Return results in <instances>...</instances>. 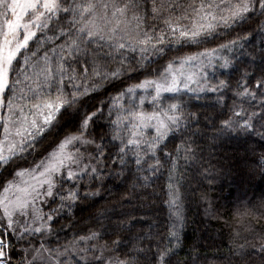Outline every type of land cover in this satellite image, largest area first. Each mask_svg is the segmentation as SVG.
Returning a JSON list of instances; mask_svg holds the SVG:
<instances>
[{"label": "snow or ice", "instance_id": "obj_1", "mask_svg": "<svg viewBox=\"0 0 264 264\" xmlns=\"http://www.w3.org/2000/svg\"><path fill=\"white\" fill-rule=\"evenodd\" d=\"M233 138L264 178V0H0V264H207L178 258L190 195L220 264H264V192L212 196Z\"/></svg>", "mask_w": 264, "mask_h": 264}, {"label": "trees", "instance_id": "obj_2", "mask_svg": "<svg viewBox=\"0 0 264 264\" xmlns=\"http://www.w3.org/2000/svg\"><path fill=\"white\" fill-rule=\"evenodd\" d=\"M253 142L258 145L257 153L264 150L259 146L264 145V141L255 138ZM244 147L243 138H233L226 140L217 149V159L220 161L217 167L222 168L224 171L232 169V174L221 177L212 190L214 203L221 211L230 210L236 198L243 197L245 193L248 196L253 194L258 196L261 192H264V178L256 175L250 182L248 181L245 164L241 159L244 154ZM187 178L189 183L185 184V190L191 194V189L196 186V178H193L192 170L188 171ZM162 184L163 177L157 181L158 186ZM203 186L207 187L206 185ZM126 194L127 185L120 184L116 186L109 183L107 190L102 193L103 198H97L96 207L89 208L82 205L77 209V216L84 217L86 220L89 212L96 211L101 205L114 203ZM184 212L186 219L182 230V247L177 250L178 258L183 260L190 252L195 250L207 264H220V258L228 253L229 229L222 221L212 219L206 215L204 206L194 196L190 195V198L186 201ZM148 215L160 225H163L167 220V208L157 199L156 207Z\"/></svg>", "mask_w": 264, "mask_h": 264}]
</instances>
